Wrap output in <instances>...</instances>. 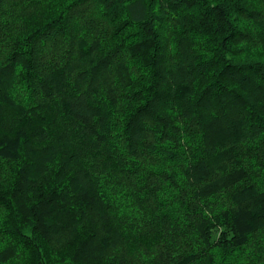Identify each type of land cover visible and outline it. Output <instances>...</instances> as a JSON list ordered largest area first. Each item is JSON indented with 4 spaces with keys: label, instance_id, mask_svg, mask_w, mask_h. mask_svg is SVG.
Segmentation results:
<instances>
[{
    "label": "trees",
    "instance_id": "obj_1",
    "mask_svg": "<svg viewBox=\"0 0 264 264\" xmlns=\"http://www.w3.org/2000/svg\"><path fill=\"white\" fill-rule=\"evenodd\" d=\"M0 264H264V0H0Z\"/></svg>",
    "mask_w": 264,
    "mask_h": 264
}]
</instances>
